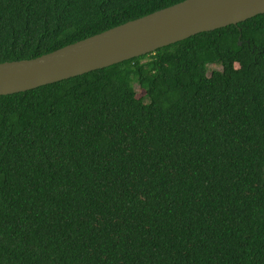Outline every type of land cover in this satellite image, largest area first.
Returning <instances> with one entry per match:
<instances>
[{
  "label": "trees",
  "instance_id": "1",
  "mask_svg": "<svg viewBox=\"0 0 264 264\" xmlns=\"http://www.w3.org/2000/svg\"><path fill=\"white\" fill-rule=\"evenodd\" d=\"M180 1L0 0V62ZM0 264H264V13L0 95Z\"/></svg>",
  "mask_w": 264,
  "mask_h": 264
},
{
  "label": "water",
  "instance_id": "2",
  "mask_svg": "<svg viewBox=\"0 0 264 264\" xmlns=\"http://www.w3.org/2000/svg\"><path fill=\"white\" fill-rule=\"evenodd\" d=\"M264 13V0H183L31 59L0 62V95L122 62Z\"/></svg>",
  "mask_w": 264,
  "mask_h": 264
},
{
  "label": "rangeland",
  "instance_id": "3",
  "mask_svg": "<svg viewBox=\"0 0 264 264\" xmlns=\"http://www.w3.org/2000/svg\"><path fill=\"white\" fill-rule=\"evenodd\" d=\"M209 68H210L209 73H210L213 69H220V67H216L215 65H210ZM134 86H135L136 91H138V93H139L140 95L144 93V91L140 88V86H139L137 83H135Z\"/></svg>",
  "mask_w": 264,
  "mask_h": 264
}]
</instances>
